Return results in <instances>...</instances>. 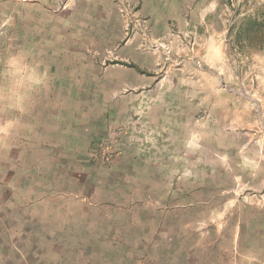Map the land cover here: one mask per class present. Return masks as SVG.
I'll use <instances>...</instances> for the list:
<instances>
[{
  "label": "rangeland",
  "instance_id": "374dc122",
  "mask_svg": "<svg viewBox=\"0 0 264 264\" xmlns=\"http://www.w3.org/2000/svg\"><path fill=\"white\" fill-rule=\"evenodd\" d=\"M176 1L153 24L141 0H0V129L38 117L40 202L37 244L0 188V264H98L128 219L172 216L264 264V46L235 35L264 0ZM58 200L77 225L46 242Z\"/></svg>",
  "mask_w": 264,
  "mask_h": 264
},
{
  "label": "crops",
  "instance_id": "0c3cea01",
  "mask_svg": "<svg viewBox=\"0 0 264 264\" xmlns=\"http://www.w3.org/2000/svg\"><path fill=\"white\" fill-rule=\"evenodd\" d=\"M141 2L142 14L148 17L150 23L153 24L161 16L163 10L175 14L177 7L180 8L182 5L177 4L176 0H141ZM38 127V117L36 119L31 117L25 124L22 121L20 124L15 122V125H11L8 130L14 131L15 128V131L19 130V132H13L15 141L14 144L9 146L6 143L7 140L13 138L12 134L5 131L6 126L0 129L2 132L0 140L2 139V143H4V159L8 162L7 165L1 167L4 170L0 172V188H5L9 193V200L13 201L7 200L11 209L27 211L26 214L29 215L31 225H36L34 234L33 228L30 229V241L37 244L39 243L37 235L40 225L38 221L39 213L37 212L40 208L38 199ZM45 133L49 134V131L46 130ZM59 201L63 200L53 201L46 208L47 210H56L57 213L46 218L47 224L41 223V225L49 227L54 226L53 229L51 228L52 233L51 230L48 232L47 239L44 238L41 241L46 239V242L57 243L59 241L57 236L60 238L63 235L68 237L66 230L68 225H72V222L77 225L74 219H69L70 214L65 211L68 209L69 203L63 201V204ZM74 205L71 206L80 210L78 209L80 204ZM60 211H64V214H60ZM189 220L192 219L184 220L174 216L169 218H143V225L142 223L139 224V226H143V233L137 234L135 220L128 219L126 223H122V226L126 227L125 229H118L116 234L105 235L108 236V239L102 241L104 245H99L105 249L108 248L109 251H106L110 254L104 255L106 251L104 252L102 248H98L97 250L101 251L97 252L98 255L95 258L98 259V264H230L231 255L229 253L221 250L219 253H222L223 256H216L217 254L213 250H209V246L205 247L198 244L199 241H197L196 235H192L189 232L191 229L186 228ZM184 225L186 229H184ZM79 231H82V229ZM118 231L122 232L119 233ZM184 231L188 232L184 233ZM79 238L82 241L80 236ZM211 249H213V245ZM244 254H242V257H238L239 263L241 264L242 258V264L247 262L250 264L251 262L247 258L248 255ZM77 258H80L79 264H82V257L77 256ZM83 264H86V262L84 261Z\"/></svg>",
  "mask_w": 264,
  "mask_h": 264
},
{
  "label": "trees",
  "instance_id": "16d2710c",
  "mask_svg": "<svg viewBox=\"0 0 264 264\" xmlns=\"http://www.w3.org/2000/svg\"><path fill=\"white\" fill-rule=\"evenodd\" d=\"M236 30V37L242 36V44L257 43L258 48L264 46V2L254 16H247Z\"/></svg>",
  "mask_w": 264,
  "mask_h": 264
}]
</instances>
